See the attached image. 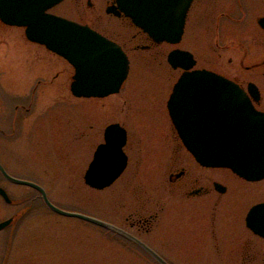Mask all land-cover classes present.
I'll use <instances>...</instances> for the list:
<instances>
[{
    "label": "rangeland",
    "instance_id": "obj_1",
    "mask_svg": "<svg viewBox=\"0 0 264 264\" xmlns=\"http://www.w3.org/2000/svg\"><path fill=\"white\" fill-rule=\"evenodd\" d=\"M106 6V0H64L50 10L80 23L90 20L95 27L106 26L126 46L131 62L128 78L118 94L105 98L73 96L70 86L75 70L67 60L42 45L29 44L24 27L17 34L13 30L0 29V120L9 121L12 114L11 109L9 113L5 112L4 99H18L14 94L31 92V80L29 87L20 79L12 83V72H22L24 63L29 60L28 70L35 73L38 70L35 75L39 76L35 110L21 117L24 129L17 141L2 145L0 140V159L10 174L43 186L55 205L114 222L116 216L132 208L133 196L143 197L160 187L156 176L164 173L161 163L164 153L176 144L165 102L180 74L168 64L165 55L181 45L157 46L155 51L161 54L158 58L157 52L135 49L133 42L135 45L145 39L139 36L133 41V35L140 32L130 28L125 21L108 16ZM202 30L207 39L206 29ZM198 31L193 22L184 36L190 49L195 46L194 34ZM220 41L222 47L230 44ZM14 44H18V50L11 49ZM254 53L251 54L253 60L257 57ZM222 54L225 56L224 52ZM237 58H233L234 65L230 67L227 60L220 57L216 64L218 71L235 76L244 73L243 78L258 82L255 71L245 73L239 69ZM201 63L205 64L204 59ZM116 122L127 129L130 143L134 145L128 150L131 159L126 177L130 182L121 180L105 190H95L85 183L84 176L97 146L103 142L105 128ZM262 185L263 191L259 195L264 199V182ZM0 186L15 203L16 200L24 201L7 209L0 204V222L19 210L24 211L14 226L0 232V264H157L102 228L52 212L33 188L10 183L1 176ZM118 197L126 203L118 206ZM251 199L254 198L249 195L242 204ZM227 205L223 201L217 207L221 250L218 243H210L207 249L194 244L197 252L190 245H186L188 249L158 248V252L174 264H264V241L261 240L252 249V260L245 262L246 251L242 244L245 232L241 227L244 214H239L234 223L236 218L232 210L227 213ZM174 208L170 205L168 210ZM170 222L173 230L176 227L173 224L178 221L172 219ZM202 234L206 235V232Z\"/></svg>",
    "mask_w": 264,
    "mask_h": 264
},
{
    "label": "water",
    "instance_id": "obj_2",
    "mask_svg": "<svg viewBox=\"0 0 264 264\" xmlns=\"http://www.w3.org/2000/svg\"><path fill=\"white\" fill-rule=\"evenodd\" d=\"M64 0H0V20L25 28L26 37L66 59L75 69L70 90L79 98H103L120 91L129 73V59L122 48L88 26L49 13ZM193 0H117L108 12L130 17L155 42L172 44L182 39ZM264 25V19L260 22ZM173 68L187 70L178 80L168 107L172 121L186 146L203 165L229 167L240 176L264 179V113L257 112L243 91L229 79L209 71H189L195 61L190 52L175 50L169 55ZM85 174L86 184L97 190L110 187L124 172L128 157L123 151L126 130L112 124ZM10 182L38 191L55 213L77 218L111 231V223L86 213L69 211L53 204L40 184L11 176ZM0 194L10 202L8 193ZM21 214L0 223V231ZM248 225L264 237V203L254 206ZM158 264H169L157 252L136 240Z\"/></svg>",
    "mask_w": 264,
    "mask_h": 264
},
{
    "label": "flooded vegetation",
    "instance_id": "obj_3",
    "mask_svg": "<svg viewBox=\"0 0 264 264\" xmlns=\"http://www.w3.org/2000/svg\"><path fill=\"white\" fill-rule=\"evenodd\" d=\"M89 4L91 3L89 2ZM106 4V13L109 7L117 6L116 0H106ZM107 15L125 21L130 28L137 29L138 32H140L139 35H133V41L139 36L140 38L143 37L145 41H138L135 45L133 42V47L135 49L145 52H157L158 58V55L161 54L155 51V49H158L157 46H162V44L166 46L172 45L166 42H154L124 14L117 16L112 13H107ZM263 19L264 0H194L186 18L184 34L179 43L181 46L177 48L192 54L196 62L194 69L209 70L234 81L251 101L255 110L261 113H264V78H262L264 77V25L260 23ZM193 22L200 31L194 34L196 38V42L194 43L195 46L190 49L186 41H184V36L190 31V24ZM81 24L89 26L106 38L117 43L127 53L126 46L121 43L106 26L99 28L95 27L90 20H84ZM0 29L6 32L8 30L10 32L13 30V33L16 32L17 34L18 30L20 31L22 28L19 29L18 27L9 26L0 21ZM202 29H206L207 39H204L206 35L205 30ZM16 38H18V36ZM21 38L24 39L23 37ZM220 40H224L225 43L230 42V44L222 47ZM28 42L29 44L35 45V43ZM12 43H14V41H12ZM184 44H186V46ZM11 49L18 50V44L12 45ZM172 50L173 49L166 52L165 56L167 62L168 54ZM253 51H255L254 56H257L254 60L251 58ZM222 52L225 53V56ZM12 55L17 54L12 52ZM220 57H224L230 67H233V58L236 57V65H238L239 69H242L245 73H252L255 71L259 76L258 82H255L251 78H243L244 73L235 76L236 74L232 75L228 72L218 71L219 69L216 64H218ZM203 59L204 65L201 63ZM29 63L30 61L27 60V62L24 63L25 66L22 72L14 71L10 77L12 83L20 79L23 85L29 87L28 84L31 80L32 85L31 92L29 91L27 94H21L19 92L14 94L19 97L18 99H4V107H6L5 112L9 113V109H11L12 114L9 121L0 120V140L2 141V145H8L10 141H17L19 139V134H21V131L24 129L22 118L25 117V113L30 114L35 110L33 107L37 101V93L39 92V82L36 81L39 80V76L35 75L38 73V70H36V73L35 71L32 72L28 70ZM177 70L180 71L179 76L184 73V69L179 68ZM174 86L175 83L171 87V92L167 93L165 102L166 112L168 113V119H170V121L171 118L167 103ZM34 121L35 119L33 122ZM171 124L172 122L170 126L176 144H173L174 146L172 148L171 146L168 147L164 153L163 162H161L165 168L164 173H162L161 176H156L157 181L159 180L161 183L160 187H155L153 190L149 191V195H144L143 197L136 195L137 198L133 196L134 202L132 208L125 214L116 216L115 218L117 221L111 222L104 219L113 224L118 231H110L105 228L102 229L112 234L117 239L131 245L134 249L142 252L151 260H153L152 257L127 235L132 236L157 252L158 248L178 247L179 249H188L186 245H190L192 250L197 252V246L194 244L198 245L199 248L207 249L210 243H218V249L221 250L222 245L217 235V207L224 201L228 204L226 207L227 213L232 210L233 217L236 218V220L234 219V223H236L239 214H244L243 225L241 223V227L242 232H245V239L242 244L243 250L246 251L244 260L246 263L250 262L253 258L252 249L257 245L259 240L264 241V237L248 227L246 219L252 207L264 203L263 195H259L260 191H263L262 184L264 179L256 181L247 180L233 172L230 168L202 165L185 146L178 131L174 125ZM105 130L103 132V142L99 145L105 142ZM130 140L131 137L126 129V142L123 150L128 156V166L131 159L128 150L134 146L133 143H130ZM2 145L1 149L4 148ZM0 164L5 167L1 159ZM128 166L115 183L121 180L125 183L130 182L129 179H127L128 176L126 177ZM156 171H158V169ZM0 176L3 180L8 181L3 177L1 172ZM249 195L250 198L254 199L242 204L244 198H248ZM121 197H118L119 203L115 199L118 206L126 203ZM137 199L139 200V204ZM209 200L211 201L210 206ZM0 201L1 206L5 209L9 206H15L16 203H24V201L22 202L20 200H16L15 203L11 197L10 202H8L2 195H0ZM170 205L172 208L176 207V209L168 210ZM138 206H140L141 209H139ZM243 209L244 211H242ZM23 212V210H19L13 216L18 217V215ZM172 219L178 221V223L176 222L173 224L176 226L173 230L170 228V221ZM204 232H206V235L202 234ZM222 234H224V232H222ZM169 240H175L176 242L170 244L168 242ZM205 244L206 246H203ZM163 258L168 263L174 264L169 259ZM262 263H264V259H262Z\"/></svg>",
    "mask_w": 264,
    "mask_h": 264
},
{
    "label": "bare ground",
    "instance_id": "obj_4",
    "mask_svg": "<svg viewBox=\"0 0 264 264\" xmlns=\"http://www.w3.org/2000/svg\"><path fill=\"white\" fill-rule=\"evenodd\" d=\"M9 26H12V25H9ZM13 27H16V28L18 27V28L20 29V27H19V26H13Z\"/></svg>",
    "mask_w": 264,
    "mask_h": 264
}]
</instances>
